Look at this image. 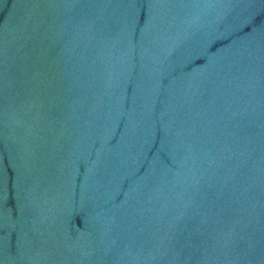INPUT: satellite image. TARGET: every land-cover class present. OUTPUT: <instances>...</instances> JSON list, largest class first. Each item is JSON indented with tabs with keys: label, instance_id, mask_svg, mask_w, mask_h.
Instances as JSON below:
<instances>
[{
	"label": "water",
	"instance_id": "obj_1",
	"mask_svg": "<svg viewBox=\"0 0 264 264\" xmlns=\"http://www.w3.org/2000/svg\"><path fill=\"white\" fill-rule=\"evenodd\" d=\"M0 264H264V0H0Z\"/></svg>",
	"mask_w": 264,
	"mask_h": 264
}]
</instances>
